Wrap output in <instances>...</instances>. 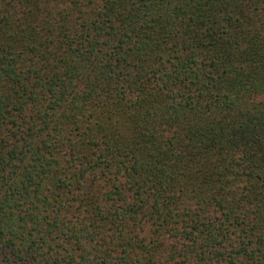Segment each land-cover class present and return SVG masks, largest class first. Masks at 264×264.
I'll use <instances>...</instances> for the list:
<instances>
[{"label":"trees","instance_id":"16d2710c","mask_svg":"<svg viewBox=\"0 0 264 264\" xmlns=\"http://www.w3.org/2000/svg\"><path fill=\"white\" fill-rule=\"evenodd\" d=\"M0 264H264V0H0Z\"/></svg>","mask_w":264,"mask_h":264}]
</instances>
